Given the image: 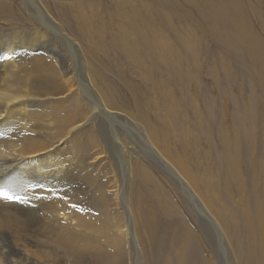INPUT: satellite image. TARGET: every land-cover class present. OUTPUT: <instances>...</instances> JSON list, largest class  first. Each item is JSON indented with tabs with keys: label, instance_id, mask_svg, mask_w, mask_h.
Masks as SVG:
<instances>
[{
	"label": "bare ground",
	"instance_id": "obj_1",
	"mask_svg": "<svg viewBox=\"0 0 264 264\" xmlns=\"http://www.w3.org/2000/svg\"><path fill=\"white\" fill-rule=\"evenodd\" d=\"M158 1L0 0V255L264 264V0Z\"/></svg>",
	"mask_w": 264,
	"mask_h": 264
},
{
	"label": "rangeland",
	"instance_id": "obj_2",
	"mask_svg": "<svg viewBox=\"0 0 264 264\" xmlns=\"http://www.w3.org/2000/svg\"><path fill=\"white\" fill-rule=\"evenodd\" d=\"M70 2H76V1H78V0H69ZM147 3H149V5L152 7V8H155V9H161V11L162 10H164V5H163V3L161 2V4L159 3V1L158 0H145ZM181 3V7L184 9V8H186V9H188V10H192L193 12L195 11L194 9V7L190 4V3H186V2H184L183 0L180 2ZM112 4V2H110L109 4H107V5H111ZM183 5V6H182ZM189 5V6H188ZM187 7H189V8H187ZM101 10V6L99 7V9H98V12H101L100 11ZM195 14L197 13L196 11L194 12ZM88 14V13H87ZM89 15H90V13H89ZM91 16V15H90ZM88 17V16H87ZM89 18V17H88ZM142 74L140 73V74H134L133 76L134 77H138V76H141ZM70 77L71 76H73L74 77V80H76V81H80L81 83H82V85L84 86V85H86V83H87V79H86V74L85 73H82V72H79V73H72L71 75H69ZM106 76H107V78L113 83V84H115V85H117V86H119V87H122V86H120L115 80H114V78H113V76L111 75V74H106ZM127 76L129 77V78H132V77H130L128 74H127ZM84 91H85V97H87V98H90V93L88 92L89 91V86H86L85 88H84ZM149 92H150V95H149V98H150V103H149V111L150 112H152V113H156L157 115H160L161 116V110L160 109H158L157 108V104H158V99H157V97H156V94H155V91L153 90V89H150L149 90ZM256 92H259V90L257 89L256 90ZM249 94H250V92L249 91H247V90H244V91H242V93H240V94H236L235 95V99H237V100H239V101H242V102H247V100H248V98H249ZM226 99V104H227V106H228V110H229V113L230 112H232L233 110H234V107H233V103H232V101H231V99L230 98H225ZM261 102V103H260ZM260 102L258 103L261 107L262 106H264L263 104H264V99H261L260 100ZM245 107V106H244ZM243 107V108H244ZM151 114V113H150ZM261 115V114H260ZM80 118V117H79ZM260 125H263V123L260 121V123H259ZM116 127H114L113 129L115 130V131H119V129H123V127L122 126H120L119 127V125L118 124H114ZM106 127H105V130H106V135L108 134V132H110L109 133V135H111V137H110V141L113 139L114 141H115V137H114V133L113 132H111L112 131V127L110 126V124L107 126V124L105 125ZM125 128V127H124ZM126 130H124V131H126V132H128V131H131L132 132V136H130L131 137V139H130V142L132 143L131 145H132V147H133V150H134V152H135V154L137 153V154H140V155H146V157H148V158H150L149 156H151V154H152V149L150 148V147H148V150L149 151H147V152H145V147L142 145V142H141V140H140V138H138L137 136H136V133L134 134L133 133V129L131 128V126L130 125H126V128H125ZM117 133V132H116ZM134 134V135H133ZM118 137H120V136H118ZM119 138H117V140H118ZM116 140V141H117ZM143 146V147H142ZM63 150L64 149H60V148H57L54 152H57L56 154H59V153H63ZM118 150V149H117ZM53 152V153H54ZM119 153H120V155H121V149L119 148ZM55 154V155H56ZM10 186V188L12 189L13 187L12 186H14L13 184H11V185H9ZM13 194V193H12ZM90 197H92L91 195H90ZM29 219H32L29 223H33L34 221H35V217L33 218L32 216H28V220ZM5 228H1L0 229V235H1V233H2V235H4V236H0L1 238H3L2 240L4 241V242H6V243H8V244H11L12 242H10V240L11 241H13V236L9 233V231H7V228L4 230ZM4 232V233H3ZM11 232V231H10ZM7 234V235H6ZM7 238V239H6ZM5 239V240H4ZM7 250V249H6ZM142 250H143V253H144V248H142ZM124 251H126V252H124ZM131 252H130V255L132 254V256L133 257H131L128 253H127V249H126V247H124L123 246V251L122 252H118L117 251V253H116V255L118 256L117 258H116V264L118 263V264H149L148 263V261H147V257L144 259H142V255H141V251L140 250H137V249H133V250H130ZM16 251H13V252H9V251H5V252H3L1 255H0V263H2V264H11L12 263V260H16V262H17V264L19 263H21V264H26V259L24 258L23 259V257H21V255L18 253V252H16V253H18V254H16L15 253ZM133 252V253H132ZM122 254H123V256H122ZM121 255V256H120ZM20 256V257H19ZM128 256V257H127ZM130 256V257H129ZM146 256H147V254H146ZM89 256H86L85 258H87L86 260L88 261V258ZM214 257V256H213ZM121 258H123V259H121ZM128 258H131L132 260H129ZM128 259V260H127ZM60 261L62 260V259H59ZM8 261H10L9 263H8ZM24 262V263H23ZM123 262V263H122ZM218 263L220 264V262H219V260H218ZM103 264H106V262L105 263H103Z\"/></svg>",
	"mask_w": 264,
	"mask_h": 264
},
{
	"label": "snow or ice",
	"instance_id": "obj_3",
	"mask_svg": "<svg viewBox=\"0 0 264 264\" xmlns=\"http://www.w3.org/2000/svg\"><path fill=\"white\" fill-rule=\"evenodd\" d=\"M0 194H3V193H0Z\"/></svg>",
	"mask_w": 264,
	"mask_h": 264
}]
</instances>
